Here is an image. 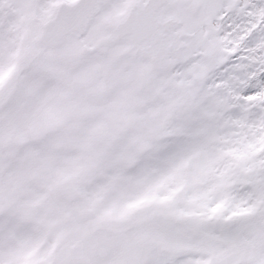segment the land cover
<instances>
[{
    "label": "snow or ice",
    "instance_id": "obj_1",
    "mask_svg": "<svg viewBox=\"0 0 264 264\" xmlns=\"http://www.w3.org/2000/svg\"><path fill=\"white\" fill-rule=\"evenodd\" d=\"M0 264H264V0H0Z\"/></svg>",
    "mask_w": 264,
    "mask_h": 264
}]
</instances>
